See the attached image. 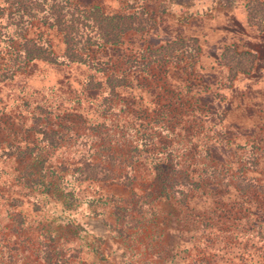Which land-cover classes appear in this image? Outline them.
Returning <instances> with one entry per match:
<instances>
[{"label":"rangeland","instance_id":"obj_1","mask_svg":"<svg viewBox=\"0 0 264 264\" xmlns=\"http://www.w3.org/2000/svg\"><path fill=\"white\" fill-rule=\"evenodd\" d=\"M79 1L149 28L83 64L30 32L61 58L1 87L0 264H264V0ZM35 144L71 203L19 182L15 149ZM92 158L120 178L85 180Z\"/></svg>","mask_w":264,"mask_h":264},{"label":"trees","instance_id":"obj_2","mask_svg":"<svg viewBox=\"0 0 264 264\" xmlns=\"http://www.w3.org/2000/svg\"><path fill=\"white\" fill-rule=\"evenodd\" d=\"M0 1V93L2 85L14 78L28 63L36 60L59 62L61 57L54 50L51 40L41 33L30 34L36 27L45 26L59 34L65 45L61 55L65 62L83 64L89 62L88 53L93 46L118 45L127 34L144 31L150 24L144 20H136V13L133 11L109 13L100 5H84L79 0ZM260 6L263 7V4L257 1L250 7L251 20L259 15ZM247 67L249 65H246L245 69ZM36 112L31 130L42 135L41 142L48 140V147L53 149L59 135L50 127V118L47 121L42 120ZM0 150L7 155L4 148L0 147ZM15 150L22 164L18 178L23 186L35 188L41 195L49 198L50 195H58L61 199L64 195L66 199L64 198L63 202L68 198L71 203V190H67L68 187L62 183H56L61 178L58 170L42 162V156L46 155L47 151L37 149L36 144L26 148L17 147ZM82 165L83 168L79 172L85 180L120 178L115 170L101 164L98 158H92L87 163L84 160ZM145 227L141 234L146 236L147 241L149 238ZM119 230L123 231L122 235L126 239L136 237L135 233Z\"/></svg>","mask_w":264,"mask_h":264}]
</instances>
